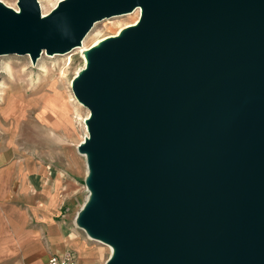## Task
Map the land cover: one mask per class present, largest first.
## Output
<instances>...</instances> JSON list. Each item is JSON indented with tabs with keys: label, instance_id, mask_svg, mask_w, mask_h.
Returning <instances> with one entry per match:
<instances>
[{
	"label": "water",
	"instance_id": "obj_1",
	"mask_svg": "<svg viewBox=\"0 0 264 264\" xmlns=\"http://www.w3.org/2000/svg\"><path fill=\"white\" fill-rule=\"evenodd\" d=\"M18 6L0 0V56L34 62L141 9L72 82L90 111L75 221L113 248L105 264H264V0Z\"/></svg>",
	"mask_w": 264,
	"mask_h": 264
},
{
	"label": "rangeland",
	"instance_id": "obj_2",
	"mask_svg": "<svg viewBox=\"0 0 264 264\" xmlns=\"http://www.w3.org/2000/svg\"><path fill=\"white\" fill-rule=\"evenodd\" d=\"M1 1L9 6L19 8L18 0ZM58 1L38 0L42 14L50 13ZM132 12L95 22L96 24H94L84 40L85 46L75 50L72 49L66 53L48 54L43 50L45 53L43 54L42 52L35 62L30 54L12 53L1 55L0 106L3 105V108H6L5 111L14 105L29 109L26 121L21 120L14 126L11 121L5 122L7 128L10 127L14 130L13 138L16 142V150L20 155L31 157L33 160H45L51 164L53 169L68 170L70 175L77 179L80 189L71 197L70 205V211L76 216L89 197V190L85 183L88 167L87 163H84L82 159L78 166H74L71 159L72 156L80 153L77 145L85 140L89 134L86 125V117L89 115V111L87 107L79 104L75 99L71 82L86 65V57L84 61L83 55L85 56V53L83 54V50L106 36L115 35L122 27L137 21L141 15L140 12ZM59 90L61 91L62 99L64 98L63 101L71 100L70 105L66 102L71 119H69L70 123L67 119L69 123L67 125L61 124L49 114H43V100L40 103L27 106L23 103L25 99L34 102L35 100L33 99L45 98L51 92L60 93ZM22 100V105L24 106L21 105ZM38 112L44 121L51 122L55 126L53 134H48L52 130L49 131L45 127V123L38 119ZM0 135L7 137L2 134V130H0ZM71 219L73 220L74 217ZM83 232L88 241L95 245L100 262H106L111 255L109 247L106 244L90 239L84 230Z\"/></svg>",
	"mask_w": 264,
	"mask_h": 264
},
{
	"label": "crops",
	"instance_id": "obj_3",
	"mask_svg": "<svg viewBox=\"0 0 264 264\" xmlns=\"http://www.w3.org/2000/svg\"><path fill=\"white\" fill-rule=\"evenodd\" d=\"M3 107L0 130L7 137L0 135V264H49L54 253L68 251L76 252L79 264H105L70 211L71 197L80 189L77 179L43 159L20 155L14 130L5 122L14 126L26 121L29 109L14 105L5 111ZM37 117L53 134L55 126L39 112ZM81 159L75 154L72 164L78 166Z\"/></svg>",
	"mask_w": 264,
	"mask_h": 264
},
{
	"label": "bare ground",
	"instance_id": "obj_4",
	"mask_svg": "<svg viewBox=\"0 0 264 264\" xmlns=\"http://www.w3.org/2000/svg\"><path fill=\"white\" fill-rule=\"evenodd\" d=\"M59 2V1H58ZM57 5V4H56ZM12 7V6H11ZM13 8H15V7H13ZM16 10H19V8L17 9V8H15ZM134 12L135 13H139L140 12V14H141V9L140 8H137L136 10H134ZM133 13V12H132ZM43 15H46V14H43ZM140 18V17H139ZM139 20V19H138ZM137 20V21H138ZM137 21H135L134 23H132V24H135V23H137ZM96 24V23H95ZM132 24H130V25H132ZM127 26H129V25H127ZM124 27H126V26H124ZM124 27H122V28H124ZM121 28V29H122ZM120 29V30H121ZM120 30L116 33V34H118L119 32H120ZM90 33V32H89ZM88 33V34H89ZM87 34V35H88ZM87 35H86V37H87ZM110 36V35H109ZM85 37V38H86ZM107 37V36H106ZM85 38H84V40H85ZM105 38V37H104ZM103 39V38H102ZM102 39H100V40H102ZM84 40H83V43H82V45L81 46H79V47H76V48H74V50L75 49H78V48H80V47H82V46H85V42H84ZM100 40H98L97 42H95L94 44H92L91 46H93V45H95V44H97ZM90 46V47H91ZM89 47V48H90ZM89 48H86V49H84L83 50V54H84V52L87 50V49H89ZM73 50V51H74ZM45 53V51L43 52V54ZM67 54H69V53H67ZM83 58H84V61H85V56L83 55ZM0 59H1V56H0ZM55 81V80H54ZM71 84H72V82H71ZM60 91V90H59ZM48 92V91H47ZM56 92V91H55ZM5 95H6V93H5ZM74 95V94H73ZM11 97V96H10ZM21 97H23V96H21ZM74 97H75V95H74ZM20 99H22V98H20ZM64 99V98H63ZM63 99H62V95H61V91H60V93L58 92H56V93H50L49 95H47L45 98L44 97H41V98H39V99H33V100H35L34 102H32V100H26L25 99V101L23 102V100H24V98H23V100L21 101V105H22V102L25 104V106H27V105H32V104H37V103H40L41 102V100H43V114H49L50 116H52V117H54L56 120H58L61 124H69L70 123V121H69V119H70V114H69V109L66 107V102L68 103V105H70L71 104V100H68V101H63ZM75 99L77 100V102L79 103V104H81V105H83L80 101H78V99L75 97ZM19 100V99H18ZM65 100H66V98H65ZM31 101V102H30ZM30 102V103H29ZM22 106H24V105H22ZM8 107V106H7ZM6 109V108H5ZM89 111V110H88ZM89 115H90V111H89ZM88 115V116H89ZM88 116L86 117V118H88ZM43 117V116H42ZM50 118V117H49ZM48 118V119H49ZM67 119H68V121H69V123L67 122ZM50 120H51V118H50ZM71 120V119H70ZM71 125V124H70ZM84 141V140H83ZM83 141H81L80 143H82ZM79 143V144H80ZM79 144L77 145V148H78V146H79ZM80 156H82L83 157V159H84V161H85V163H87V160H86V154H83V153H78ZM90 238V237H89ZM90 239H92V238H90ZM92 240H94V241H97V242H101V241H99V240H95V239H92ZM101 243H103V242H101ZM103 244H105V243H103ZM108 247H109V249H110V254L112 253V250H113V248L110 246V245H108V244H106Z\"/></svg>",
	"mask_w": 264,
	"mask_h": 264
},
{
	"label": "built area",
	"instance_id": "obj_5",
	"mask_svg": "<svg viewBox=\"0 0 264 264\" xmlns=\"http://www.w3.org/2000/svg\"><path fill=\"white\" fill-rule=\"evenodd\" d=\"M49 264H79V259L74 251L59 252L50 257Z\"/></svg>",
	"mask_w": 264,
	"mask_h": 264
}]
</instances>
